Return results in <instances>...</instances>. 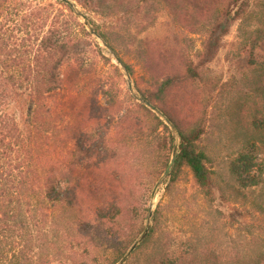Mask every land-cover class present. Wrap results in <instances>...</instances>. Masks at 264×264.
Segmentation results:
<instances>
[{
  "label": "rangeland",
  "instance_id": "374dc122",
  "mask_svg": "<svg viewBox=\"0 0 264 264\" xmlns=\"http://www.w3.org/2000/svg\"><path fill=\"white\" fill-rule=\"evenodd\" d=\"M55 1L42 5L55 8ZM17 2L22 4L10 0L0 16V264H78L83 259L89 264L93 257L99 264L112 261L108 257L121 240L106 235L101 225L77 234L76 218L85 217L86 211L53 209L43 192L48 172L68 164L70 127L87 124L97 107H107L104 91L115 97L109 130L113 157L105 171L113 173L128 204L120 228L137 238L122 264H264V156L253 155L261 165L256 186L243 187L236 174L237 160L252 135L242 95L247 85L237 61L253 31L264 24V0H254L246 17L230 28L215 60L201 70L195 91L201 93L204 115L197 146L213 173L211 196L201 192L184 167L169 181L174 164L164 173L174 149L179 153V138L158 113L144 111L132 98L135 81L142 90L149 87L145 61L156 41L168 35L170 46L173 42L178 51L194 57L205 37L203 24L193 26L190 34L170 20L162 5L137 8L132 0L124 13L120 0H94L98 6L89 12L70 0L77 13L106 26L115 52L101 45L111 62H97L93 73L73 84L62 110V115L70 114L69 126L67 118L61 123L47 114L38 9L30 15L28 4ZM115 55L131 67L134 77L125 74ZM98 86L102 90L92 105ZM187 99L179 94L176 100L181 105ZM151 227L152 235L142 244Z\"/></svg>",
  "mask_w": 264,
  "mask_h": 264
},
{
  "label": "trees",
  "instance_id": "16d2710c",
  "mask_svg": "<svg viewBox=\"0 0 264 264\" xmlns=\"http://www.w3.org/2000/svg\"><path fill=\"white\" fill-rule=\"evenodd\" d=\"M14 0L16 5L22 3ZM45 0H24L31 11L37 8L43 31L41 38L42 51V95L45 97L47 114L58 122L69 124L70 114L62 115V110L70 98V90L77 85L81 77L88 76L96 69L97 62L109 64L111 59L106 56L103 45L108 53H114L106 26H101L89 19L85 14L77 13L74 6L56 0V7L51 3L42 5ZM132 0H120L122 12L129 9ZM254 0H137L136 7L147 6L150 3L162 5L170 20L178 27L186 28L193 34V26L202 23L205 37L200 42V49L194 57L178 51L173 42L164 35L146 55L145 65L148 72L147 89L133 88L132 98L136 106L146 112H156L164 122L169 124L179 138V153L176 156L173 169L168 178L172 183L177 179L182 167L189 170L192 178L205 196H211L214 189L213 173L206 165V156L198 149V141L204 131L201 111V93H196L201 82V70L212 63L223 47V40L229 34L230 28L243 20L249 12ZM10 0H0V16ZM84 10L93 12L98 2L94 0H75ZM25 6V5H24ZM35 7V8H34ZM41 11V12H40ZM122 13V14H124ZM45 14V17H43ZM80 17L84 22L80 21ZM172 40V39H171ZM176 46L179 47L178 41ZM244 54L238 59L237 67L245 79L243 98L248 118L249 137L246 153L237 160V180L243 187L257 185L261 165L254 162V157L264 156V24L253 31ZM116 54V53H115ZM125 74L134 77L131 67L125 65L115 55ZM116 71L118 67L112 65ZM97 87L91 97L97 105L99 92ZM188 96L187 102L179 104L177 96ZM107 107H97L87 124L70 127L65 144L68 164L64 171L52 169L48 172L43 184L45 199L51 208L66 207L69 210L86 211L85 217L76 218V232H88V228L96 225L104 227L105 234L120 241V246L111 252L109 264H120L125 260L137 238L127 235L120 228L122 218L128 209L125 194L118 188L113 173L105 168L113 157L110 148L109 130L114 121L115 97L104 91ZM140 100H145L152 107H147ZM54 103V104H53ZM83 109L87 110L84 104ZM155 116V115H154ZM58 117V119H57ZM158 122L167 128L159 119ZM56 121V122H57ZM173 138L171 136V143ZM254 155V157H253ZM57 165V164H55ZM157 211L151 215V221L156 223ZM153 228L148 231L142 242L145 244L152 235ZM79 237V236H78ZM85 240L80 236L79 241ZM84 254L86 252L84 251ZM93 257L89 264H99ZM78 264H88L84 259ZM169 264V263H168Z\"/></svg>",
  "mask_w": 264,
  "mask_h": 264
},
{
  "label": "water",
  "instance_id": "95a60500",
  "mask_svg": "<svg viewBox=\"0 0 264 264\" xmlns=\"http://www.w3.org/2000/svg\"><path fill=\"white\" fill-rule=\"evenodd\" d=\"M58 1L65 2V3H67V4H69V5H71V6L73 7V3H71L70 0H58ZM140 101L143 102L147 107H149V108L152 109V107L150 106V104H149L148 102H146L145 100H140ZM175 158H176V154H175V149H174V151H173V156H172V158H171V161H170L168 167H167L166 170H165V173H164L165 175H167V174L169 173L170 169L172 168V166H173V164H174V161H175ZM145 234H146V231L144 232V235H145ZM144 235L141 237V239H143ZM134 248H135V245H133V246L131 247L129 253H130L131 251H133ZM120 264H122V263H120Z\"/></svg>",
  "mask_w": 264,
  "mask_h": 264
}]
</instances>
